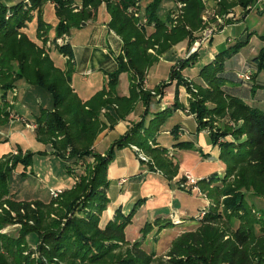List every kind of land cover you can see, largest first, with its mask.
<instances>
[{"label":"trees","instance_id":"1","mask_svg":"<svg viewBox=\"0 0 264 264\" xmlns=\"http://www.w3.org/2000/svg\"><path fill=\"white\" fill-rule=\"evenodd\" d=\"M47 1L53 3L58 20L50 42L60 54L69 56L64 70L54 65L46 49L50 26L43 21L41 11ZM160 1L147 2L142 14L146 21L143 22L139 13L141 0H81L80 4L74 0H19L11 5L0 0V124L8 121L11 113L2 94L13 88L16 79L45 90L51 96L52 108H42L35 116L37 139L50 145L52 155L65 162L73 159L75 164L85 165V174L78 176L72 175L74 171L67 168L74 182L61 192L59 206L54 208L53 198L47 202L39 199L19 201L9 193V173L18 165H22L23 170L28 167L31 153L16 150L14 155L5 154L0 158V199L12 198L11 201L7 199L9 210L0 214V229L8 224L21 225L17 235L0 233V264H264V211L251 208L247 196L249 189L264 196V109L224 89L233 82L225 61L248 44L253 32L210 56L208 63L198 71L200 83L194 84L181 74L198 60L197 53L178 59L169 69L168 81L153 88L154 93L160 95L157 98L160 101L164 88L174 81L172 105L154 112L147 124L144 119L132 123L104 154L90 151L107 124L110 127L118 119H124L137 100L145 106L144 116L147 114L155 94L142 89L145 70L173 44L186 41L189 46L191 42L187 39L200 27V0H183L185 7L181 14L173 0L176 9L168 10L164 17L157 15ZM252 1L235 0L229 4L246 8ZM103 2L110 16L107 26L121 39V52L116 57L115 70L107 73V86L83 102L70 85L71 50L65 38L72 27H80L82 22L94 19ZM177 10L181 20L171 21ZM33 13L36 14V37L42 41L41 46L24 32ZM259 39L264 42V35H259ZM154 46H157L155 54L149 53L148 49ZM253 63L256 69L253 76L264 73V45ZM246 71L252 73L249 69ZM121 73L129 77L128 97L116 94L115 86ZM236 79L243 85L251 83L241 80L237 74ZM179 85L186 86L188 91L190 85L196 87L193 99L188 97V114L193 116L196 130L206 129L204 132L212 144L219 147L218 159L223 171L219 172L221 177L216 172L198 178L195 186L206 191L211 199L209 205L201 208L202 217L197 219L196 216V228L181 233L172 242L165 259H154V252L145 251L141 240L130 243L125 237V228L143 198L134 203L128 214L117 208L104 226L99 222L108 204L107 169L117 150L136 146L151 158L152 163L146 164L149 171L159 170L168 181L177 176L179 167L173 161L172 147L159 145L157 135L170 113L182 107L178 101ZM249 89L251 93L257 91L254 85ZM109 105L114 106L113 112L105 110L104 121L99 114ZM226 119L234 125H223ZM180 132L183 129L177 125L169 130L173 147L205 155L192 141L179 140ZM1 143L5 140L0 139ZM91 157L93 160L88 162ZM50 212L56 214L55 219L50 218ZM235 220L238 226L232 228ZM158 221L154 223L159 229L172 225L168 220ZM223 221L225 226L221 228L218 225ZM152 227L151 222H145L141 229L143 236ZM226 231L229 238L224 239ZM32 232L37 236L34 247L26 239ZM33 252L36 259L32 258Z\"/></svg>","mask_w":264,"mask_h":264},{"label":"rangeland","instance_id":"2","mask_svg":"<svg viewBox=\"0 0 264 264\" xmlns=\"http://www.w3.org/2000/svg\"><path fill=\"white\" fill-rule=\"evenodd\" d=\"M2 1L4 2V0ZM148 1L149 0H141L140 2L139 13L141 14V16L143 14V9ZM175 1L176 3H178L180 14L183 13V9L185 7L183 0H175ZM200 2L202 3V11L200 13V27L192 31V35L190 36V38L187 39L189 40V43L191 42V44L187 46L186 41L173 44L164 53L160 54L158 56V60L145 70L144 75L142 77V89L150 92L154 90L153 88L155 86L152 88L149 86L152 85L153 81L156 79V78L152 79L154 77V75L152 74V70H155L156 69L155 67L158 66V72L155 77L159 79L161 77L163 78L165 77V73L166 71H168L167 64H169L170 62V60L165 59L166 54L167 56L169 54H172V56L181 55L182 57L187 58L191 53H197L198 60L194 63L192 67L186 68L187 72L195 73L199 71V69L204 64L208 63L209 61L208 57L215 55L214 53L221 51L222 49L225 48V46H228L232 41L235 42L236 40H244L246 37V34L242 35L244 28H247L245 32L251 33L252 31H256L260 33V35H264L263 34L264 33V0H253L251 3H249L246 6V8H242L239 5L234 6L233 4H229L231 2H235V0H226V2L225 0H200ZM176 7L177 6L173 0H161L156 8L157 15L160 17H164L168 12V10L170 9L175 10ZM180 14L179 13L175 14L171 21L176 20V22H178L179 20H181ZM238 22H240L241 24L238 27L234 28L235 30L234 35L233 36L229 35L228 26ZM25 33L33 42H35L38 46H40L38 42L34 40L32 29L30 28V26H28V28L25 30ZM119 38L120 37L118 36V40H121ZM48 42L49 40L47 41V43ZM48 47H50V44ZM156 48L157 46H154L153 48L148 49V52L151 54H155ZM246 48L248 47H243V49ZM51 50H52L51 48H47L48 54L49 52H51ZM66 56L68 57V55ZM238 57H239L238 53L231 55L225 61L224 65L226 66V69H229L230 66L232 65H236ZM50 58L53 60L52 56H50ZM253 73L254 72L250 73L249 81L255 78L256 75L253 76ZM181 74L184 78L190 80L187 75L185 76L183 74V72ZM166 81H168V79ZM193 83L196 84L195 82ZM229 84L233 85V83H229ZM106 86H107V82H106ZM179 86H183L185 88L189 98L191 97L193 99L194 94L197 93V89L194 85H190L191 92L186 89V86L184 85H179ZM115 90L121 92L123 94L122 96L128 97L129 78L124 73H121L119 75L117 84L115 86ZM2 95H3L2 97H4L2 98L3 101H5L8 104V108H10L9 111H11L10 114L12 115V119L9 117L10 116L9 114L8 121H5L0 124V139L5 140V142L12 149L11 151H7L5 153L0 154V158L5 154L14 155L15 154L14 152H16V150L21 151V153L23 154L24 153L32 154L31 163L28 167H26L23 170V166L18 165L15 167V169H13L9 173L8 182H7L9 193L14 199L16 198V200L19 201H31L34 199H39L44 202L45 199H48L50 197V199L53 198L54 201L52 202V206L56 208L57 206H59L58 200L61 198L60 195L63 189L66 190L65 189L67 187L66 185H68L70 181L74 182L72 180L73 179L72 175L78 176L85 174V169H84L85 165L84 163L75 164L73 159L69 160L68 162H65L64 160L61 159V157L57 155H52L51 154L52 149L50 145L37 139L35 129L32 127V124L35 123L34 121L35 116L39 113L40 109L42 108L44 109L52 108V99L47 91L29 86L25 81L21 79H16L13 88L5 91ZM158 97H160V95L157 93L153 95L152 98L157 99ZM0 103H1V92H0ZM109 106H111L112 108L114 107L112 105ZM109 106L105 108H108ZM134 107L126 115V117H128L129 119H133L135 117L136 112H134ZM105 108L101 109L102 111L99 114L102 120H105L104 118V113H105L104 111L106 110ZM182 111L188 114L189 104L188 107L183 108ZM174 120L180 121V117H178V115L174 116L172 120H170L171 122L169 121V123L174 122ZM145 122H147V120ZM187 124L188 127H190V129L194 128L193 121H187ZM225 124H227L228 126L234 125V123L228 119L224 121L223 125ZM112 126H110V128ZM107 127H109L108 124L105 128ZM160 131L158 132L157 135L159 137V140L161 142L170 141V138L166 137V135H161ZM204 131H206V129H203V132ZM227 138L231 139L230 136H228ZM208 144H210L212 148L215 146L212 144L211 141H209ZM92 147L93 145L91 146V150H90L91 153H96L93 152ZM133 153L137 158L136 153L134 151ZM142 153L145 155L147 162L146 163L141 162L140 160L139 162L145 165L147 163L148 164L152 163L151 158L143 151ZM174 154L175 156L173 157V160L175 161V163H177V161L179 160L178 157L179 151L178 152L176 151ZM196 158L199 161V163H197V166H195L196 165L195 161L192 158H191L192 160L191 164H188L189 166H187L192 168L194 175L203 173L204 175L206 174V176L207 175L210 176L212 174H215L217 168H219L218 162H216V160H213L212 158L211 160H209V158L203 160L201 157H198L197 155ZM87 160L88 162H91L93 158ZM178 163L179 165L181 164L180 162ZM68 167L69 169L74 171L72 175L67 172ZM152 172L161 173L159 170H155ZM216 174L219 177L222 176V173L221 174L216 173ZM199 177L197 176V180ZM179 180H177L176 182L177 185L175 187L178 192L175 190L174 193V191H172L173 189H171V198H172L171 205L174 209H171L170 206L169 210L171 209V212L168 213L169 212L168 208H165L164 210V207H161L158 204L157 206H155V208L157 207L156 208L157 213L154 215V217L159 218L163 216V213H168L169 217L171 218L168 219V221H170L172 225H167L165 228L159 229V228H154L152 224L153 229H151V231L148 234H146V236H143V234L141 233L143 224L141 228L137 227L138 226L137 224L140 223L139 222L140 220L139 218L136 217L134 219L135 221L133 222V225L129 226L127 229V235L129 239L132 240L135 238L134 241L132 240L129 242L133 243L136 240H141L142 243L141 247L147 252L153 251L154 252L153 257H155L154 259H158V258L165 259L166 252L169 250L172 242L181 233L196 228V225L198 223L197 219L199 216H201L199 215L202 212L201 208L209 205L211 200L207 196L206 191L203 190L201 187L195 185L190 186L183 184L184 183L183 178L180 181ZM134 182H137V180L130 178V183H134ZM58 190L59 192L56 195H54L53 191L56 192ZM187 192L192 194L191 195L185 194ZM247 196L249 202L252 203L251 208L259 211L260 210L264 211L263 195H257L254 190L249 189ZM140 197L141 196L138 194L137 199H139ZM7 199L8 200L10 199L9 201H11L12 198L4 197L3 199H0V214H3L5 209L9 210ZM142 202L143 201H141L140 203L142 204ZM30 206L33 208L32 204ZM133 207H134V202L127 201L124 203V209L121 210L126 215L131 211ZM139 207L140 206H137L136 210H138ZM183 211L185 212V214L181 213ZM179 212L181 214H179ZM171 214H173V216ZM49 215L50 218H54V219L56 218V214L54 213L50 212ZM196 216H198L197 219ZM257 216H259L258 212H257ZM183 217L184 219H186V221L182 224V222L184 221ZM162 221L163 220L159 219L160 223H162ZM223 222L224 223L222 222L219 223L218 226L223 228V226H225V221ZM238 223H239L238 220H235L232 228H236L238 226ZM20 226L21 225L19 223L8 224L0 229V233L17 235ZM155 227H156V223H155ZM227 238H229V234L226 231L224 239ZM26 239L31 247H34L37 243V236L33 232L29 233L26 236ZM32 258L34 259L37 258L35 252L32 253Z\"/></svg>","mask_w":264,"mask_h":264},{"label":"crops","instance_id":"3","mask_svg":"<svg viewBox=\"0 0 264 264\" xmlns=\"http://www.w3.org/2000/svg\"><path fill=\"white\" fill-rule=\"evenodd\" d=\"M74 1L77 4L81 3V0ZM4 2L8 5H11L14 4V2L16 1L4 0ZM41 12L43 21L50 26L46 34L50 42V40H52L55 35L54 28L58 22L57 17L55 15L53 3H45L42 6ZM33 15L34 17L32 21L27 24L26 28H24V32L28 28V26H30V28L32 29L34 40L38 42V44L41 46L42 41L36 37V14L33 13ZM109 20L110 16L106 11L105 3L103 2L98 7L94 19H90L85 22L84 26L72 27L67 37L65 38V41L69 44L71 50V57L69 59L72 63L70 85L73 88L74 92L77 94V96L83 102L89 100L92 95H94L97 91L101 90L103 87L106 86L107 73L115 70L117 66L116 57L121 52V40H118V36L115 35L113 31L108 28L107 23ZM240 24L241 23L238 22L228 26L229 35L233 36L235 31L234 28L238 27ZM246 30L247 28H244L242 35L248 33L245 32ZM252 32L253 35L250 37L248 44L244 46L248 48L243 49L242 47L237 52L239 55L237 64L230 66L229 69H226V71L230 73V76L233 78V82H231L233 83V85L227 84L224 86V89L229 94L238 96L239 98H242L245 102L258 108L264 109V73H257L255 78L251 80V83L248 85H243L236 79V73L242 71L245 72L247 69L251 70L252 72L256 71L255 65L253 63V58L257 55L258 50L264 45V42L259 39L260 33L256 31ZM46 45V49H52L51 52H49V55L53 57L55 65L61 70L66 69V62L69 56L67 57L60 54L57 49L53 48L52 44L50 45V47H48L47 43ZM165 57V59L170 60L169 64H167L168 71L178 59L182 58L181 55L172 56V54H169L168 56L166 54ZM155 68V70H152V74L154 75L152 79H156L153 81L152 85L149 86L151 88L158 85L160 81L161 83L166 81L169 75L168 71H166L165 77H161L159 79L155 77L158 72V66ZM182 72L185 76L187 75L188 78L193 82L200 83L198 71L195 73H190L187 72L185 69ZM124 74L128 77L127 73ZM250 85H254V88H257V91L255 93L250 92ZM174 91L175 82L173 81L171 84L164 88L162 99L160 101L153 98L151 99V101L149 102L148 112L145 116V106L140 99L137 100L135 102L136 104H134L135 107L133 106L134 112H136L135 117L133 119H129L128 117H126L125 119H118L111 128L107 127L103 131H101L93 142V152L104 154L111 145V143L120 138L128 130L132 123L144 119L145 121L147 120V122H145V124H147L148 120L151 118L154 112L165 107L171 106L173 103ZM116 94L119 96L123 95L118 90H116ZM188 97L189 96L187 95L185 88L183 86H178V101L182 107L177 108L176 111L170 113V117L161 126L160 131V134L169 137L170 141L161 142L159 140V137H157L159 145L167 148L172 147L171 154L173 155V157L175 156L174 153L176 151H179V160L177 161L179 171L177 176L173 180L168 181L166 178H164L161 173L149 171L145 164L139 162V160L133 153L131 147H125L120 150H117L113 161H111L107 169V178L109 180V187L107 189L108 204L100 217L99 224L101 227L104 226L105 223L112 218L117 208L124 209L125 202L133 201L135 203L138 200L137 197L139 194L141 196L140 198H143L144 200L138 210H136L135 214L133 215L132 222L128 224L125 228L126 240L134 241L135 238L132 240L129 239L127 235V229L129 226L133 225V222L135 221L134 219L136 217L140 220V223L137 224V227L139 228H141L142 224L144 225L145 222H151L154 226L155 220H163L162 223L168 220V213L171 212V209H174L171 205V189H173L172 191H174L175 193V187L177 185L176 182L181 178L182 174L185 171L190 172L196 178L197 176L199 177L200 174L201 175L199 178L206 176V174L204 175L203 173L194 175L192 168L187 167L189 166L188 164H191L192 162L191 158L195 161V166H197V163H199L196 158V155L198 157H201L203 160H206L207 158L211 160L212 158L213 160H216V162H218L219 164V168H217L216 172L219 173L223 171L222 164L217 158L219 154L218 146L215 145L212 148L211 145L208 144L210 141L208 135L203 131L198 132L196 130V122L193 116L182 111L183 108L188 107ZM113 108L109 106L105 109L106 111H111L112 113ZM176 115L180 117V121L174 120V122L169 123V121L172 120V118ZM187 121H193L194 128L190 129V127H188ZM174 125H177L179 129H183L182 133H178L179 140L192 141L196 147L201 148L203 154L205 155L203 156L194 150L173 147L174 142L171 139L169 130ZM11 149L12 148L6 142L0 144V154L5 153L7 151H11ZM178 162H180L181 164L179 165ZM124 178L126 179V181L120 183V181ZM130 178L136 179L137 182L130 183ZM72 184L73 182L70 181L69 184L66 185L67 187L65 189L70 188ZM185 194L191 195L192 193L187 192ZM49 199L50 197L48 199H45L44 202L49 201ZM157 204L161 207H164V210L165 208H168L169 210L170 206L171 209L168 213H163L162 217L155 218L154 215L157 213V207L155 208V206H157ZM181 213L185 214L184 211ZM181 213L179 212V214ZM183 220L184 223L186 219H184L183 217ZM158 223L160 222L158 221ZM154 228L157 227L154 226Z\"/></svg>","mask_w":264,"mask_h":264},{"label":"built area","instance_id":"4","mask_svg":"<svg viewBox=\"0 0 264 264\" xmlns=\"http://www.w3.org/2000/svg\"><path fill=\"white\" fill-rule=\"evenodd\" d=\"M177 5H178V3H177ZM178 9H179V6H178ZM177 13H178V10H177ZM177 13H175V14H177ZM174 14V15H175ZM141 16V15H140ZM141 20L143 21V22H145L146 21V18H144L143 17V15L141 16ZM60 41H61V39H58L57 40V42L58 43H60ZM48 44V46H49V44L51 45V42H48L47 43ZM237 76L241 79V80H244V81H249L250 80V72H248V71H245V72H240V73H237ZM152 94H155L153 91L151 92ZM14 116V115H13ZM11 119H12V115L10 114V116H9ZM32 127L35 129V127H36V125L35 124H32ZM131 148L133 149V151L136 153V155H137V159L138 160H140L141 162H147V159H146V157H145V155L141 152V150L138 148V147H136V146H131ZM14 153H16V152H14ZM182 178H183V180H184V183L183 184H186V185H192V186H194L195 184H196V182H197V178L196 177H194L190 172H188V171H185L183 174H182ZM126 181V179L124 178V179H122L121 181H120V183H123V182H125ZM59 192V190L58 191H56V192H54L53 191V193H54V195H56L57 193ZM203 211L199 214V215H201V216H197L198 218H200V217H202V215H203Z\"/></svg>","mask_w":264,"mask_h":264},{"label":"water","instance_id":"5","mask_svg":"<svg viewBox=\"0 0 264 264\" xmlns=\"http://www.w3.org/2000/svg\"><path fill=\"white\" fill-rule=\"evenodd\" d=\"M85 25V22H82L81 26H84Z\"/></svg>","mask_w":264,"mask_h":264}]
</instances>
